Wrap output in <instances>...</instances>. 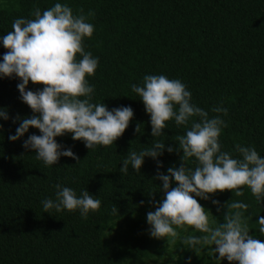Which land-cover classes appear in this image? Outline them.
<instances>
[{
    "label": "trees",
    "instance_id": "trees-1",
    "mask_svg": "<svg viewBox=\"0 0 264 264\" xmlns=\"http://www.w3.org/2000/svg\"><path fill=\"white\" fill-rule=\"evenodd\" d=\"M56 0H0V35L11 30L16 17L33 18L34 7L42 11ZM73 12L94 13L91 37L84 40L86 51L98 57L91 77L93 102L109 109L131 106L134 115L114 144L85 147L70 133L55 139L70 146L76 157H60L45 166L22 140L39 130L30 127L24 137L13 142L9 133L19 123L14 117L33 115L19 99L16 77L0 78V107L9 120H0V264H217L207 253L181 245L179 239L167 245L166 239L148 235L146 213L159 202L162 183L153 179L156 161L146 157L140 172L129 166L120 172L128 151L148 146L149 116L130 84L140 83L145 74H163L180 79L190 90L192 102L208 112L222 115L226 127L219 136L221 150L237 155V143L252 145L264 155V0H60ZM8 51L0 46V54ZM35 91L43 85L27 86ZM227 108V115L211 108ZM160 139L177 148L175 141L184 127L168 121ZM140 125V131H136ZM181 151H165L158 159L161 172L181 164ZM60 183L77 194L86 189L101 200L100 207L81 217L78 210L44 212L41 201L54 198L53 185ZM240 196L231 190L209 194L198 203L222 221L230 201L248 205L250 235L264 242L256 224L264 217V201L259 205L246 186ZM220 201L219 211L211 203ZM141 201L144 203L141 204ZM117 207V213L111 208ZM191 230V229H190ZM196 234V233H193ZM175 257V259H173ZM221 264H235L222 260Z\"/></svg>",
    "mask_w": 264,
    "mask_h": 264
},
{
    "label": "clouds",
    "instance_id": "clouds-1",
    "mask_svg": "<svg viewBox=\"0 0 264 264\" xmlns=\"http://www.w3.org/2000/svg\"><path fill=\"white\" fill-rule=\"evenodd\" d=\"M29 15L33 18H14L11 30L0 35V46L8 50L0 54V78L19 79V99L33 113L12 118L13 123H19L8 140L21 139L30 127L38 129V135L31 133L22 140V147L32 150L45 166L56 164L62 156L79 160L70 146L55 139L65 133H70L72 140H81L90 150L97 145L114 144L134 112L131 106L109 109L92 100L94 85L86 77L94 74L98 57L85 50L84 40L93 34L94 25L89 18L94 13L89 10L85 14L82 9L74 13L67 2L56 0L43 11L34 7ZM30 81L43 87L33 91L27 87ZM130 89L143 102L153 139L139 151H128L120 172L126 174L129 166L140 172L145 158L150 157L157 164L153 179L162 182L157 191L163 192V198L158 203L150 201L154 210L146 213L148 235L166 239L167 245L179 239L183 247L196 254L205 251L217 264L222 260L264 264V242L249 234L246 203L226 202L223 219L218 222L196 199L209 200V194L224 190L240 196L244 190L241 186H246L260 205L264 201V155L250 144H235L237 155L221 150L219 136L226 127L225 120L222 115L209 116L193 103L190 90L178 78L145 74L140 83L130 84ZM211 111L226 116L228 110L217 105ZM9 118L6 108L0 107V120ZM168 121L178 128L184 127L183 134L176 137V149L155 139L164 134L162 130L167 128ZM174 150H182L181 164L161 172L163 165L158 157ZM53 187L54 198L45 197L40 202L46 213L78 210L81 217H87L101 205V200L86 189L77 194L60 183ZM211 203L219 211L220 201L212 199ZM117 211V207L111 208V213ZM256 224L259 234L264 236V217L258 215ZM186 261L190 264L191 257Z\"/></svg>",
    "mask_w": 264,
    "mask_h": 264
}]
</instances>
